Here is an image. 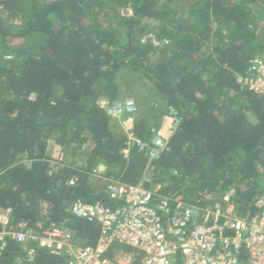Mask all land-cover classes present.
Wrapping results in <instances>:
<instances>
[{
  "label": "trees",
  "instance_id": "16d2710c",
  "mask_svg": "<svg viewBox=\"0 0 264 264\" xmlns=\"http://www.w3.org/2000/svg\"><path fill=\"white\" fill-rule=\"evenodd\" d=\"M176 1L0 0L13 21L0 18V211L11 208L13 224L64 223L82 241L96 243L98 228L67 208L77 199L113 204L107 182L103 190L90 181L100 164L108 179L127 183L157 167L161 193L178 191L189 200L196 192L202 200L206 190L223 197V207L232 194L235 211L254 212L264 180V98L235 76L264 53L255 19L264 0H188L181 8ZM149 20L158 22L154 30ZM151 32L170 42L143 43ZM123 71L150 80L167 113L173 106L183 117L158 160L149 162L135 148L125 158L127 136L107 114ZM160 126L142 118L137 135L150 139ZM49 135L82 150L83 165L51 171ZM20 249L8 239L0 264H14ZM63 262L46 251L39 258V264Z\"/></svg>",
  "mask_w": 264,
  "mask_h": 264
},
{
  "label": "built area",
  "instance_id": "2783aa9c",
  "mask_svg": "<svg viewBox=\"0 0 264 264\" xmlns=\"http://www.w3.org/2000/svg\"><path fill=\"white\" fill-rule=\"evenodd\" d=\"M141 41L162 43L153 33ZM235 78L244 89L264 98V55L255 56ZM106 110L120 120L135 113L138 105L128 97L112 101ZM168 115L170 136L154 130L150 139L133 137L126 142L125 158L135 148L149 162L158 160L183 120L176 107L170 106ZM160 188L147 169L138 183L108 179L105 191L113 204L74 200L67 210L98 228L94 244L82 241L64 223L15 225L11 208L2 209L0 256L11 239L21 245L14 264H39L43 251L65 259V264H264V180L249 215L236 213L234 207L201 206L178 191L161 193Z\"/></svg>",
  "mask_w": 264,
  "mask_h": 264
},
{
  "label": "rangeland",
  "instance_id": "374dc122",
  "mask_svg": "<svg viewBox=\"0 0 264 264\" xmlns=\"http://www.w3.org/2000/svg\"><path fill=\"white\" fill-rule=\"evenodd\" d=\"M186 2L188 3V0L187 1L178 0L176 1V6H178V8H181L187 4ZM256 8L257 11H261V13H258L255 17L256 25L259 26L256 35L259 37L260 42H264V30H263L264 4H260ZM125 11L130 12V10H125ZM0 18L5 20L6 24L13 22L12 19L8 17V14L6 12H2L1 10H0ZM157 23L158 22L153 20H149L147 22V24L150 25L153 28V30L155 29ZM222 25L223 24L222 22L220 23V21L219 23L215 22L213 24V29L216 30L222 27ZM151 33L154 34V32ZM164 40H168V43L170 42L169 39L165 38L163 39V41H161L164 44H167ZM163 43H161L160 46H162ZM258 55H264V53H259ZM118 83L121 86L120 95L118 99L124 100L128 97H133L138 105V110L135 113L123 116L120 120L117 121V123L115 122V127L120 128L126 134L127 141L133 137H139L137 135L138 133L136 130V125L142 118H146L149 125H156V124L161 125L159 130L162 132L164 136L169 137L171 130L170 129L171 118H169V115L166 111L167 102L161 97V95H159L156 92L154 84L150 80L142 76L141 74L134 71H123L122 73H120L118 77ZM35 97H36L35 93H32L30 95V98L32 99H34ZM249 117L251 120L255 121V118L251 112H249ZM46 141L48 145V154L51 157V167H52L51 171L57 170L61 164L70 163V162H73L74 166L83 165V161L85 159L83 155L84 152L82 150H79L76 146L74 145L71 147L67 146L65 148L56 141L55 135H49ZM105 170H106L105 166L100 164L98 167L94 169L90 178L91 182L99 186V188L101 187V189L103 190L105 189L106 182L108 181V178L104 174ZM149 172L151 173L154 179L160 177L161 175L160 169H157V167L150 168ZM191 182L192 181L187 179L186 183H191ZM200 184L196 185L197 190L201 187ZM158 185L160 186L161 184ZM199 194L203 196L202 200H200L199 198L196 199L198 197L197 196L198 194L196 195V192L193 195L191 194L188 195V199L192 202L196 200V202L198 203L208 202V204H206L207 206L221 205L223 207L222 205L223 197H221V200L219 201L217 200L219 198L217 194L209 193L206 190L200 191ZM231 197H233L232 194H229L226 197H224V201H226L224 207L226 208L234 207L231 201ZM46 208H47L46 204L39 206L42 216L46 215L47 213ZM236 213L238 212L236 211ZM59 259H62L63 261L65 260L63 258H59Z\"/></svg>",
  "mask_w": 264,
  "mask_h": 264
}]
</instances>
